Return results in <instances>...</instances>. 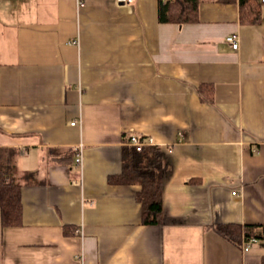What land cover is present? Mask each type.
Wrapping results in <instances>:
<instances>
[{"label": "crops", "instance_id": "crops-1", "mask_svg": "<svg viewBox=\"0 0 264 264\" xmlns=\"http://www.w3.org/2000/svg\"><path fill=\"white\" fill-rule=\"evenodd\" d=\"M260 4L258 24L204 0L179 25L159 0H0V184L11 160L23 202L20 226L0 210V264H264L260 241L216 229L264 224ZM132 134L164 152L161 225L140 185L109 183ZM79 148L82 167L62 162Z\"/></svg>", "mask_w": 264, "mask_h": 264}, {"label": "trees", "instance_id": "trees-1", "mask_svg": "<svg viewBox=\"0 0 264 264\" xmlns=\"http://www.w3.org/2000/svg\"><path fill=\"white\" fill-rule=\"evenodd\" d=\"M204 0H159V20L162 23H195L199 21L200 4ZM230 1V0H217ZM241 20L243 23L258 24L261 22L260 0H239ZM201 98L212 102L213 88L201 85ZM128 144L122 151V171L111 176L113 185H140L137 200L142 206V223L145 225L163 224V194L168 173L164 166V152L160 146L146 145L141 151ZM12 153V152H11ZM74 150H67L62 158L64 163H72ZM66 160V161H64ZM3 181L0 184V210L4 226H20L23 220L22 183L14 173L15 166L11 160L3 161ZM217 231L234 242L241 235L247 239L255 238L264 246V224L219 225Z\"/></svg>", "mask_w": 264, "mask_h": 264}, {"label": "built area", "instance_id": "built-area-1", "mask_svg": "<svg viewBox=\"0 0 264 264\" xmlns=\"http://www.w3.org/2000/svg\"><path fill=\"white\" fill-rule=\"evenodd\" d=\"M118 4H122V5H130L132 4L135 0H115ZM261 2L264 4V0H261ZM227 42L230 44V46L232 47L233 50L237 51L239 49V40L237 38V36L235 35H231L227 38ZM72 125H75L76 122H72ZM129 144L131 146H134L137 151H141L143 149L144 146L146 145H154V142L152 140V138H142L139 135L136 134H132L130 137V142ZM76 163L79 167H82L83 165V153H82V148L79 150H77V154H76ZM254 242V241H253ZM251 242L246 243V245L244 246L245 251H248L251 247Z\"/></svg>", "mask_w": 264, "mask_h": 264}, {"label": "rangeland", "instance_id": "rangeland-1", "mask_svg": "<svg viewBox=\"0 0 264 264\" xmlns=\"http://www.w3.org/2000/svg\"><path fill=\"white\" fill-rule=\"evenodd\" d=\"M142 138L146 139V138H149V137H142ZM154 145H155V144H154Z\"/></svg>", "mask_w": 264, "mask_h": 264}]
</instances>
